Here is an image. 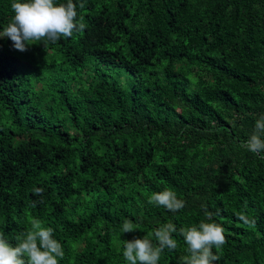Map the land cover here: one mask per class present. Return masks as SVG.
Segmentation results:
<instances>
[{
  "label": "trees",
  "instance_id": "1",
  "mask_svg": "<svg viewBox=\"0 0 264 264\" xmlns=\"http://www.w3.org/2000/svg\"><path fill=\"white\" fill-rule=\"evenodd\" d=\"M74 3L85 29L30 61L0 38V233L15 243L37 218L60 264H127L124 240L173 223L158 264H180L179 229L206 209L225 230L215 264H264V152L243 146L264 115V0ZM165 188L182 210L148 203Z\"/></svg>",
  "mask_w": 264,
  "mask_h": 264
},
{
  "label": "clouds",
  "instance_id": "2",
  "mask_svg": "<svg viewBox=\"0 0 264 264\" xmlns=\"http://www.w3.org/2000/svg\"><path fill=\"white\" fill-rule=\"evenodd\" d=\"M78 6L83 9L85 2H79ZM11 10L13 16L0 32V38H9L13 47L21 52L34 43L54 44L61 38H71L86 27L83 17L78 18L74 0H66V3L58 0H12ZM243 146L255 154L264 152V115L255 122V128ZM33 192L42 195L44 189L33 188ZM148 203L170 212L185 207V201L167 188L153 192ZM238 218L246 224L252 223L244 215ZM121 231L131 233L135 231V225L126 219ZM224 231L222 225L213 220V214L205 209V220L179 229L187 253L180 257V264H215L219 256L213 249L219 250L226 243ZM175 232L177 228L173 223H164L150 234L154 240L148 236L124 240V259L127 264H158L164 249L177 248V240L173 238ZM64 255L61 242L54 238V229L44 226L37 218L31 219L30 228L18 236L15 243L0 233V264H60Z\"/></svg>",
  "mask_w": 264,
  "mask_h": 264
},
{
  "label": "rangeland",
  "instance_id": "3",
  "mask_svg": "<svg viewBox=\"0 0 264 264\" xmlns=\"http://www.w3.org/2000/svg\"><path fill=\"white\" fill-rule=\"evenodd\" d=\"M15 53L22 57L24 63L27 60H31V57L27 54L26 51L21 52L19 50H15ZM111 74L113 75V80H118L120 84L124 85L127 89H130L133 78H130L127 73H125L124 71H118L116 72V74L112 72Z\"/></svg>",
  "mask_w": 264,
  "mask_h": 264
}]
</instances>
